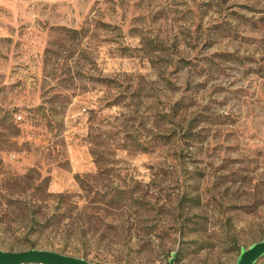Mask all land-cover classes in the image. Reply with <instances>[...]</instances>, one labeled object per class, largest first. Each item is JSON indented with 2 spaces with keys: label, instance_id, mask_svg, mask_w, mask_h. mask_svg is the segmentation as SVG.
Here are the masks:
<instances>
[{
  "label": "rangeland",
  "instance_id": "1",
  "mask_svg": "<svg viewBox=\"0 0 264 264\" xmlns=\"http://www.w3.org/2000/svg\"><path fill=\"white\" fill-rule=\"evenodd\" d=\"M262 240L264 0H0L1 249L235 264Z\"/></svg>",
  "mask_w": 264,
  "mask_h": 264
},
{
  "label": "water",
  "instance_id": "2",
  "mask_svg": "<svg viewBox=\"0 0 264 264\" xmlns=\"http://www.w3.org/2000/svg\"><path fill=\"white\" fill-rule=\"evenodd\" d=\"M177 251L170 264H176ZM264 257V240L242 248L235 264H256ZM0 264H94L84 257L68 255L53 250L30 248L23 251H7L0 248Z\"/></svg>",
  "mask_w": 264,
  "mask_h": 264
},
{
  "label": "built area",
  "instance_id": "3",
  "mask_svg": "<svg viewBox=\"0 0 264 264\" xmlns=\"http://www.w3.org/2000/svg\"><path fill=\"white\" fill-rule=\"evenodd\" d=\"M19 118H21V116Z\"/></svg>",
  "mask_w": 264,
  "mask_h": 264
},
{
  "label": "trees",
  "instance_id": "4",
  "mask_svg": "<svg viewBox=\"0 0 264 264\" xmlns=\"http://www.w3.org/2000/svg\"><path fill=\"white\" fill-rule=\"evenodd\" d=\"M24 177H26V176H24Z\"/></svg>",
  "mask_w": 264,
  "mask_h": 264
}]
</instances>
